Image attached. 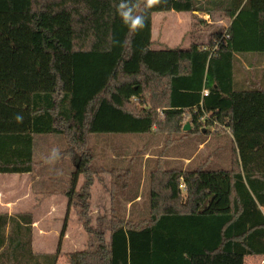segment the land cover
I'll return each instance as SVG.
<instances>
[{
	"label": "trees",
	"instance_id": "trees-1",
	"mask_svg": "<svg viewBox=\"0 0 264 264\" xmlns=\"http://www.w3.org/2000/svg\"><path fill=\"white\" fill-rule=\"evenodd\" d=\"M119 3L0 0V45L5 18L25 16L27 34L11 49L19 72L33 77L28 87L4 81L8 91L12 85L30 90L16 92L29 101L21 123L16 113L2 110L6 84L0 85V175L31 174L46 163L35 160L36 136L65 138L59 160L73 153L80 159L68 208L76 209L89 237L86 250L69 255L70 264H85V253L101 264H245L249 257L264 258V86L250 84L248 76L264 66V0H161L153 8L140 0L137 13L146 23L136 32L119 16ZM168 12H198L213 21L194 16L188 49H156L154 18ZM215 14L229 22L225 35ZM215 40H222L217 48ZM237 71L245 75L244 85L236 83ZM187 122L193 129L186 132ZM153 128L165 137V149L228 132L230 168L208 170L204 163L168 169L163 159H152L148 203L146 193L136 201L137 191L115 202L110 215L94 216L95 182L116 199L126 196L133 165L143 159L103 170L92 138ZM101 173L109 174L110 184ZM137 204L146 207L140 220L132 216ZM33 217L0 213V264H58L67 224L55 252L36 253Z\"/></svg>",
	"mask_w": 264,
	"mask_h": 264
},
{
	"label": "rangeland",
	"instance_id": "rangeland-1",
	"mask_svg": "<svg viewBox=\"0 0 264 264\" xmlns=\"http://www.w3.org/2000/svg\"><path fill=\"white\" fill-rule=\"evenodd\" d=\"M194 16L197 18L196 20H200L199 22L207 21L212 22V18L209 15H203L201 13H176V12H168L157 14L154 18V26L153 32L151 34L152 41H156L155 48L156 49H166L168 47L173 48H182L187 49L191 44V26L194 23ZM20 18H5L7 22H3V27L5 36L3 38V42L0 45V85H3L4 81L8 82L12 80V83L23 82L27 87L32 82L33 77L29 73H21L18 70L19 63L17 62V57L13 54V50L11 47L14 45H18L21 41V38L27 34V28L25 27V16H19ZM215 24L217 28H221L223 31V35L227 33V29L229 26V22L224 20L219 14H215ZM24 23L23 26L21 24ZM179 23V24H177ZM18 26V28L16 27ZM21 26V27H20ZM16 27V29H15ZM7 34V35H6ZM205 42L208 43V37H206ZM4 83V85L6 84ZM7 84L5 85L4 91L2 94L3 99L16 100V96H13L12 93H16L19 91H24L29 94V89H19L16 88L15 85L11 87L10 92L8 91ZM44 87V86H43ZM21 101V105L25 106L26 101ZM135 102V101H134ZM17 105V103H16ZM17 114V113H16ZM103 134L95 135L92 138L91 145H95V139ZM160 136L159 134H156ZM107 137L108 135L105 134ZM214 139H218L222 141L220 145V154L219 159L220 163L218 165L215 164H207L208 170L213 169H223L230 167L231 164V156H232V148L233 142L228 135H211ZM125 143H128L127 145ZM67 147V142L63 136H36L35 142V159L39 163L44 159H47L52 152V150L58 149L59 152L64 150ZM112 152L119 154L120 152L125 151L126 155H130L131 157H135L136 160H139L141 153L146 151L145 140H141V134L137 133H115L113 144L111 145ZM212 146L209 145L205 150L201 151L202 156L199 161H197V165H200L204 162V160L212 153ZM99 159H97L98 162ZM64 161V162H63ZM128 161V160H127ZM127 161H123L124 164ZM96 165L99 166V162ZM139 161H137L133 165V176L131 178V188L129 191L133 192L136 195L137 191H139V197L142 196L141 192L145 186V193L148 194L149 186H148V174L141 177V173L138 170ZM80 159H78L77 155L73 153L70 158L66 160H57L54 164H38L36 167V173L40 176L41 179L48 178L49 175H53L59 179L57 188H59L62 192L60 195L55 196V198H49L44 193H46L47 186L42 189L41 185L34 186L32 189L36 188L40 191V195L37 193H33L32 196L25 195L24 187H15L16 180L10 183L13 189H18L19 193L17 196L19 198L23 197L24 200H21L17 206V210L14 211L13 215L18 213V210L22 213H29L33 215L34 221L36 223V228L34 230V249L36 253H53L56 251L57 246L60 242L61 234L65 224H67V236L64 239L62 254L59 257L58 264H70L71 253H80L83 252L86 247V244L89 241V237L84 231V225L82 220H80L78 212L74 208H68V199L67 193L71 189V181H72V173L79 166ZM45 165V166H44ZM56 165V169H52ZM118 165H121V161H119ZM28 175V174H25ZM30 179V177H29ZM82 183V182H81ZM7 184V183H6ZM2 187V186H1ZM7 187V186H6ZM6 187H2L5 189ZM109 196V192L104 188L103 184H99V181L95 182V185L92 188V204H91V212L93 210V215L101 216L95 214L96 208L102 204V200L107 201ZM137 196V197H138ZM145 197V196H144ZM4 199V197H2ZM149 201V194L147 196V201ZM132 204L128 202V208ZM55 208L52 211V208ZM141 207V205L137 204L134 208ZM0 210L2 207L0 206ZM136 213V212H135ZM137 214V213H136ZM136 214H132L134 219L140 220L142 217ZM94 219V218H93ZM85 264H101L100 260L97 259L96 255L91 253H85L84 255ZM245 264H264V258H256L249 257L246 259Z\"/></svg>",
	"mask_w": 264,
	"mask_h": 264
},
{
	"label": "crops",
	"instance_id": "crops-1",
	"mask_svg": "<svg viewBox=\"0 0 264 264\" xmlns=\"http://www.w3.org/2000/svg\"><path fill=\"white\" fill-rule=\"evenodd\" d=\"M179 24V23H177ZM182 49V48H181ZM188 49V48H187ZM253 63H255V60H252ZM246 65V68L248 71H251V69L247 66V64L244 62ZM258 69L254 70L252 75H248L251 77V83L254 86H259L263 85L264 86V79L262 77V72L264 71V66L261 67H256ZM245 75H243V72L237 71L236 73V83H239L240 85L245 84ZM10 92V91H9ZM11 93V92H10ZM3 96V94H1ZM13 96H16V100H9L8 99H3L2 101V110L5 113H17L20 115H23L24 110L23 106L21 105V101L23 99L22 95L12 93ZM17 103V105H16ZM27 104L29 101L26 102ZM189 123V122H187ZM186 123V124H187ZM186 126V125H185ZM193 127L189 128L190 131L192 130ZM184 131H186L184 129ZM186 131V132H187ZM214 131V130H213ZM103 135L97 137L95 139V145H93V148L97 154V159L99 162V168L106 170V171H111V169L114 168H125L131 166L132 163H130L129 159L133 158L130 155H126V152H120L119 154H116L112 152L111 150V145L113 144L114 140V134H107L106 132L101 133ZM105 134L108 136L106 137ZM140 134V133H137ZM157 132L153 128V130H150L148 133H143L141 134V140H145V146H146V151H143L142 155L140 156V159H143L140 163H142V166L138 165V170L139 172L142 173V179L143 176L145 177V174H148L149 176V171L151 167L150 160L152 159H163L162 163L165 165L166 168L171 169V168H176V167H183L184 170L188 166H193L194 168H197L199 165L196 166L197 161L195 162V159L197 156L201 153L202 150H205L209 145L212 146V153L209 156H212L211 158H206L204 162L200 165H203L204 163L207 164H215L218 165L220 163L219 159V150H220V145L222 144L221 139H214L212 136H209L206 142H203L202 144H199V141L196 140L194 137L187 138L179 143H176L175 145L171 146L170 149H165L164 148V141L165 137L160 135H156ZM98 135V134H97ZM216 136H221L223 134H214ZM225 135L230 136V134L227 132ZM231 138V136H230ZM232 140V138H231ZM233 142V140H232ZM126 145L128 143H125ZM233 149V148H232ZM36 154V150H35ZM36 160V159H35ZM119 161H121V165H118ZM123 161H127L124 164H122ZM64 162V161H63ZM97 162V163H98ZM231 165V164H230ZM45 166V165H44ZM54 167L52 168L53 170L56 169V165H53ZM230 167L226 168L229 169ZM219 169V168H218ZM101 175H105L107 179V184H110V177L108 173H101ZM30 177V179H29ZM14 180H16V184H14L15 187H24L25 195L27 196H32V194L35 192L37 195H40V191L36 188L32 189L34 186L41 185V188L44 189L47 186L46 195L49 198H55V196L60 195L62 192L59 188H57L59 179L52 174L48 176L46 179H41L40 176L36 173V170L28 175H0V206L2 207V210H0V213L8 214L9 216H14L13 213L14 211L17 210V206L21 200H24L25 198L21 197L19 198L18 189H13L11 187L10 183H12ZM7 183V184H6ZM100 184V183H99ZM6 187L5 189H2V187ZM105 186V184H103ZM149 186V183H148ZM106 187V186H105ZM131 188V186H130ZM184 188V187H183ZM145 186L141 194L145 193ZM185 189V188H184ZM148 193V192H147ZM130 194L134 195V191H127L126 196H122L119 199H116L112 193H109V196L107 198V201L105 203L104 199L102 200V204H100L96 208V213L95 214H100L104 213L106 215H110L115 207V202L124 200V199H131L129 196ZM149 194V193H148ZM4 197V199H2ZM142 198H137L136 201L140 202ZM130 207V205H129ZM144 208L146 207H139L135 210L136 215L138 216H144L146 211L144 212ZM55 208H52V211ZM264 212V208H262ZM17 214H22L20 210H18ZM15 214V215H17ZM36 228V223L35 226Z\"/></svg>",
	"mask_w": 264,
	"mask_h": 264
},
{
	"label": "clouds",
	"instance_id": "clouds-1",
	"mask_svg": "<svg viewBox=\"0 0 264 264\" xmlns=\"http://www.w3.org/2000/svg\"><path fill=\"white\" fill-rule=\"evenodd\" d=\"M161 3V0H144L145 8H153ZM141 7L140 0H120L118 5V14L127 25L131 32H136L145 26L146 18L144 15L138 14L137 9ZM15 120L18 123L23 121V116L17 114ZM60 152L58 149H53L46 160L48 164H54L60 159Z\"/></svg>",
	"mask_w": 264,
	"mask_h": 264
},
{
	"label": "built area",
	"instance_id": "built-area-1",
	"mask_svg": "<svg viewBox=\"0 0 264 264\" xmlns=\"http://www.w3.org/2000/svg\"><path fill=\"white\" fill-rule=\"evenodd\" d=\"M221 42H222V40H215L214 41L215 48H217L220 45ZM208 94H209V90H205L204 91V95L208 96Z\"/></svg>",
	"mask_w": 264,
	"mask_h": 264
},
{
	"label": "water",
	"instance_id": "water-1",
	"mask_svg": "<svg viewBox=\"0 0 264 264\" xmlns=\"http://www.w3.org/2000/svg\"><path fill=\"white\" fill-rule=\"evenodd\" d=\"M189 128H191V124L190 123H187L186 126H185V130H189Z\"/></svg>",
	"mask_w": 264,
	"mask_h": 264
}]
</instances>
